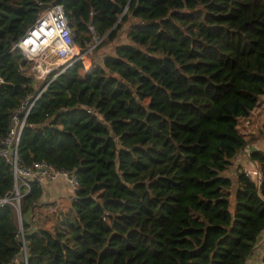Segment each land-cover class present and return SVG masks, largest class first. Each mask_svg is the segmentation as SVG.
<instances>
[{
	"label": "trees",
	"instance_id": "1",
	"mask_svg": "<svg viewBox=\"0 0 264 264\" xmlns=\"http://www.w3.org/2000/svg\"><path fill=\"white\" fill-rule=\"evenodd\" d=\"M55 2L81 49L114 45L44 78L18 162L78 187L49 226L33 223L55 205L37 179L0 202V264H243L264 228V150L248 152L260 181L225 170L264 93V0H0V139L39 89L15 43ZM13 186L0 156V198Z\"/></svg>",
	"mask_w": 264,
	"mask_h": 264
},
{
	"label": "built area",
	"instance_id": "2",
	"mask_svg": "<svg viewBox=\"0 0 264 264\" xmlns=\"http://www.w3.org/2000/svg\"><path fill=\"white\" fill-rule=\"evenodd\" d=\"M38 27H42L41 33L35 35V41L27 43L26 40L31 37ZM15 46L21 50L28 60L33 62L32 67L36 72V77H43L45 72L48 71V68L44 67L47 62L55 63V66L59 64L58 66L64 68L84 57V50L74 40L63 6L57 2L51 3L40 12L35 23L15 43ZM44 86L45 83L35 93L29 94L19 101L12 114V124L9 130L0 139V156L5 157L10 162L14 175V186L11 195L1 197L0 202H10L18 206L20 197L23 194L21 188L28 190L31 178L41 182L48 177L63 178L71 186L72 191L78 187L77 178L72 171L56 169L42 161H34L26 165L18 162L17 143L25 117ZM244 171L254 181H260L262 178V172L257 167L244 168Z\"/></svg>",
	"mask_w": 264,
	"mask_h": 264
},
{
	"label": "rangeland",
	"instance_id": "3",
	"mask_svg": "<svg viewBox=\"0 0 264 264\" xmlns=\"http://www.w3.org/2000/svg\"><path fill=\"white\" fill-rule=\"evenodd\" d=\"M123 35V34H122ZM101 39L98 38H94V40L92 42H90L87 47L84 50V57L82 60V62L84 63V68L86 69H90V67L92 66L91 62L93 59L99 60L101 55L106 53V52H111L113 49V45L114 43H101L100 42ZM117 41H121V40H126L125 37L118 38L116 39ZM81 47V46H80ZM55 63H49L47 62L44 67L48 68V71L45 72L43 77H36L38 80L36 82V87L40 88L43 86L44 82V78L47 76V74L55 69L60 68V66H55ZM33 65V64H32ZM34 73H36L34 71ZM36 75V74H35ZM237 128L239 129V131L241 133L244 134V136L247 138V142L245 144V146L240 149V153L245 154L246 155V159L249 161V156H248V152L249 150L253 149V148H261L262 150H264V93L260 94L258 102L256 104V106L251 110L250 114L248 116H241L238 119V123H237ZM237 161V159L233 160V162ZM235 163V162H234ZM252 165H254L252 163ZM225 172L227 174H232L233 172V166H229ZM46 179H54V178H46ZM67 183V182H66ZM69 187H71L69 185ZM61 205L56 204L55 201H53L52 203H55L54 206H51L53 208L50 207V212L47 213L46 215L44 214L43 216L37 218L34 216V222H41L43 225L45 226H49L53 221H55V218L52 214V210H55V213L57 212H62L63 210L67 209L69 207V200L66 196L64 197V199L59 201ZM44 217V220H42V218Z\"/></svg>",
	"mask_w": 264,
	"mask_h": 264
},
{
	"label": "crops",
	"instance_id": "4",
	"mask_svg": "<svg viewBox=\"0 0 264 264\" xmlns=\"http://www.w3.org/2000/svg\"><path fill=\"white\" fill-rule=\"evenodd\" d=\"M237 159L238 162L232 165L234 166L238 163L242 168L248 167H257L256 163L253 162L250 158L249 161L246 159V155L237 151L234 160ZM252 163L254 165H252ZM44 190L43 195L41 197V201L43 202H53L56 204H60V200L64 199L67 194L68 200L70 202L71 197L73 196V191L71 187L66 183L63 178H54V179H44L42 181ZM56 206V205H55ZM263 248H264V228L259 232L255 244L246 256L243 264H262L263 260Z\"/></svg>",
	"mask_w": 264,
	"mask_h": 264
},
{
	"label": "bare ground",
	"instance_id": "5",
	"mask_svg": "<svg viewBox=\"0 0 264 264\" xmlns=\"http://www.w3.org/2000/svg\"><path fill=\"white\" fill-rule=\"evenodd\" d=\"M41 29L42 27L36 28L34 32L32 33L31 37L28 40H26V42L30 43V41H35V37H36L35 35H39V33H41Z\"/></svg>",
	"mask_w": 264,
	"mask_h": 264
},
{
	"label": "water",
	"instance_id": "6",
	"mask_svg": "<svg viewBox=\"0 0 264 264\" xmlns=\"http://www.w3.org/2000/svg\"><path fill=\"white\" fill-rule=\"evenodd\" d=\"M18 214H19V218H20V211H19V209H18ZM24 253H25V250H24Z\"/></svg>",
	"mask_w": 264,
	"mask_h": 264
}]
</instances>
